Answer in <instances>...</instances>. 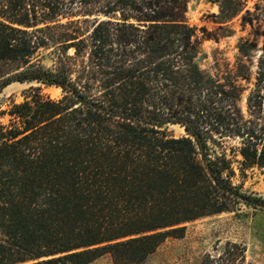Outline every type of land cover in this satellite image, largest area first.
Returning <instances> with one entry per match:
<instances>
[{"label":"trees","instance_id":"trees-1","mask_svg":"<svg viewBox=\"0 0 264 264\" xmlns=\"http://www.w3.org/2000/svg\"><path fill=\"white\" fill-rule=\"evenodd\" d=\"M190 1L0 0V92L61 91L30 87L3 113L0 264H142L187 223L264 212L233 182L234 163L264 168L263 62L243 106L249 67L199 68ZM244 3L219 0L220 18ZM246 252L217 242L201 264H252Z\"/></svg>","mask_w":264,"mask_h":264},{"label":"rangeland","instance_id":"rangeland-1","mask_svg":"<svg viewBox=\"0 0 264 264\" xmlns=\"http://www.w3.org/2000/svg\"><path fill=\"white\" fill-rule=\"evenodd\" d=\"M219 0H192L187 5L185 20L195 29L200 43L197 64L207 75L213 76L224 70V65L233 66L242 61L249 67V79L243 81L246 88L245 98L253 89L257 77L259 63L264 65V11L255 12L254 5L262 7L261 0H245L243 10L229 20L219 16ZM250 12V22L245 11ZM247 42L246 56L239 53L238 48ZM30 87L39 88L42 95L51 99H59L61 91L55 87H47L36 83H11L0 92V125L7 123L3 115L12 104L23 101ZM167 132L175 138L183 136V130L176 125H168ZM226 148L236 147L237 142L225 141ZM228 153V152H227ZM236 157L234 160H238ZM235 177L233 182L241 187L245 194L259 196L264 199V168H252L238 171L234 163ZM185 226L182 238H170L142 264H201L203 255L213 250L217 242L241 243L246 247L247 259L252 264H264V212L245 206L237 210L199 219ZM92 264H112L107 256L101 257Z\"/></svg>","mask_w":264,"mask_h":264}]
</instances>
